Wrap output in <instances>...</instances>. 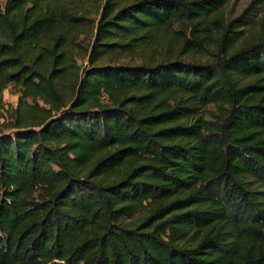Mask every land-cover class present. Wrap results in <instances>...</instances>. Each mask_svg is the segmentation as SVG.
Here are the masks:
<instances>
[{
  "label": "trees",
  "instance_id": "1",
  "mask_svg": "<svg viewBox=\"0 0 264 264\" xmlns=\"http://www.w3.org/2000/svg\"><path fill=\"white\" fill-rule=\"evenodd\" d=\"M87 1L0 2V264H264L257 0Z\"/></svg>",
  "mask_w": 264,
  "mask_h": 264
},
{
  "label": "rangeland",
  "instance_id": "2",
  "mask_svg": "<svg viewBox=\"0 0 264 264\" xmlns=\"http://www.w3.org/2000/svg\"><path fill=\"white\" fill-rule=\"evenodd\" d=\"M254 0H230L229 3L223 7L222 11L227 17H235L243 12V10ZM0 2L4 5L6 0H0ZM103 0H89L85 3L84 11L90 16L93 20H96L99 17V8L101 7ZM264 19V0H257L255 7L251 12V24L245 26L246 29L250 27H255L260 25L261 21ZM241 43V41L237 42V46ZM79 62L83 66H88V60L83 58L79 60ZM106 63L109 60L105 61ZM121 62H131L135 63V60L129 57L123 58ZM4 102L6 105V109H15L18 104V94L15 91V88L10 85L8 89L4 91ZM0 114L3 115L0 118V127L4 129L5 132H10V130L6 129L3 123H7L8 113L6 110L0 109ZM206 117L211 120H214L215 116V107L213 105H209L206 110Z\"/></svg>",
  "mask_w": 264,
  "mask_h": 264
}]
</instances>
